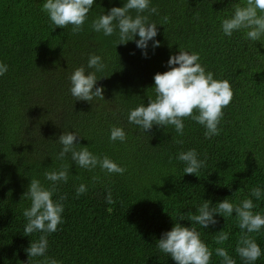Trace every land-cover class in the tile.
<instances>
[{
  "label": "trees",
  "instance_id": "16d2710c",
  "mask_svg": "<svg viewBox=\"0 0 264 264\" xmlns=\"http://www.w3.org/2000/svg\"><path fill=\"white\" fill-rule=\"evenodd\" d=\"M43 2L0 0V61L8 65L0 76V264L43 261L26 252L40 233L24 232L23 209L30 206L24 194L32 178L50 185L45 172L61 165L70 166L68 182L56 190V197H67L63 223L48 234L46 255L62 264H176L156 243L182 216L180 223L190 227L188 214L204 200L215 205L226 197L252 198L254 211H264V194L258 200L252 196L253 189L264 187V40L250 41L243 30L228 37L221 30L222 19L246 0H152L157 12L143 15L158 24L160 47L149 42L147 58L134 41L117 46L118 32L105 36L91 27L126 0H96L78 32L71 25L55 27ZM179 48L198 52L214 78L231 84L233 97L223 109L219 135L206 137V129L191 118H185L182 136L171 125L144 132L128 122L130 109L155 98L154 75L169 70L167 61ZM92 53L106 64L97 73L104 99L76 100L70 76ZM114 125L125 128V142L109 139ZM63 131H76L77 143L109 156L126 172L83 169L71 154L57 159ZM191 148L206 166L185 174L177 154ZM81 183L88 191L77 196ZM108 189L112 203L106 200ZM235 215L217 216L208 229L196 225L213 250L211 264H221L214 251L220 246L244 264L235 251L241 238ZM222 229L230 235L219 245L215 233ZM249 235L264 249V230ZM255 264H264V256Z\"/></svg>",
  "mask_w": 264,
  "mask_h": 264
},
{
  "label": "clouds",
  "instance_id": "9594fccd",
  "mask_svg": "<svg viewBox=\"0 0 264 264\" xmlns=\"http://www.w3.org/2000/svg\"><path fill=\"white\" fill-rule=\"evenodd\" d=\"M96 0H44L42 9L46 11L50 21L55 27L67 28L72 26L73 32L82 29L92 12ZM135 10V15L132 14ZM156 13L152 0H126L123 6H114L104 11L92 21L91 27L95 32H102L105 36H112L118 32L120 44L134 41L141 54L147 58L149 42L153 49L160 47L156 39L159 28L156 22L150 21L149 16L143 15L145 11ZM221 30L225 36L231 37L234 32L244 31L250 41L264 40V0H246L235 4L234 12L221 21ZM139 39H136V37ZM169 70L154 75V99H149L147 105L141 103L129 110L128 122L142 129L144 132L153 126H174L176 133L184 134L185 118H191L202 125L206 131L205 136L211 138L219 135V124L224 115L223 109L231 102L233 90L227 79L214 78L212 71L206 70L201 61L200 54L195 51L178 49L177 54L170 55L167 61ZM106 67L104 57L95 53L89 55L87 65L75 68L70 76V93L76 100L92 102L95 98H103V87L97 86V73ZM94 69V70H90ZM8 71V65L0 61V76ZM81 137L76 131H63L57 139L62 145L57 159H63L71 154L72 161L79 167L93 170L99 167L107 174H123L126 167L120 165L107 155L100 156L90 151L89 146L77 143ZM128 133L122 126H113L110 129L109 139L112 142H125ZM182 143L183 141H178ZM77 145H80L77 148ZM177 159L184 163L185 174H196L206 166V160L201 159L195 148L180 151ZM70 166L61 165L59 169L46 171L45 178L52 182L46 186L38 178H32L24 197L30 200V206L23 209V216L27 223L24 232L30 236L34 232L40 233L39 238L31 240L26 249L29 257H43L40 264H62L55 258L46 255L49 248L48 234L56 232L58 225L63 223L66 196L56 197L57 185L67 183ZM99 177H93L98 180ZM88 191V186L81 183L76 188L77 196ZM264 194V187L253 189L252 196L257 200ZM55 197V198H54ZM106 200L113 202L111 189L107 190ZM256 205L252 198H245L234 202L230 197L213 205L211 200H204L195 213H189L191 226H184L180 221L175 222L171 230L161 234L157 247L168 254L176 264H211L213 250L202 239V233L196 225L203 229L215 226L217 216L233 217L238 220L241 238L235 251L244 264H255L264 256V249L251 233L264 230V211H254ZM195 222V223H193ZM230 233L224 229L215 233V241L223 245L229 239ZM215 254L222 258L221 264H236V260L223 247H216Z\"/></svg>",
  "mask_w": 264,
  "mask_h": 264
}]
</instances>
